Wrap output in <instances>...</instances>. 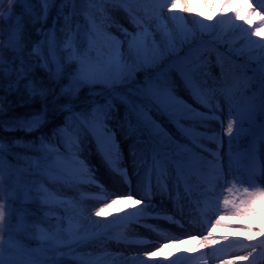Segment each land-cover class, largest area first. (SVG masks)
Segmentation results:
<instances>
[{
	"label": "rangeland",
	"instance_id": "obj_1",
	"mask_svg": "<svg viewBox=\"0 0 264 264\" xmlns=\"http://www.w3.org/2000/svg\"><path fill=\"white\" fill-rule=\"evenodd\" d=\"M94 1L87 29L80 42L85 52L100 56L103 63L117 55L122 60L132 63L136 58V52L130 51L129 41L132 36L141 34L139 38L143 41L140 55L142 67L159 70L172 61L174 54L181 56L189 50H194L189 52L184 64L203 63L199 72L203 87L199 86L197 90L199 94H197V91H191L179 78L175 83L169 84L167 92L172 99L167 102V107L155 103L153 118H156L157 125L151 137L134 133L129 138L123 139L119 134V127L121 123L127 121L128 115L125 106L114 101V108L105 119L107 128L114 133V139L107 145L106 152L98 148L97 139L85 123L87 122L85 117L77 118L73 132L74 135H81L84 151L82 156L84 166L80 171L69 167L60 158L49 162L50 154L47 150L35 149L43 157L44 162L33 163L34 169H37L41 176L48 180L50 188L61 196L62 203L59 207L66 215L65 237L71 242L69 248L30 247L19 238L29 233V227L23 221L21 223L11 221L9 216L14 208L13 203L32 200V187L24 185L23 178L19 179L20 169L23 167L15 169L2 166L5 171L0 169L3 176L0 184V196L3 202L0 203L5 205L6 216L5 220L0 222V235L7 233L10 238L0 241V264H137V261L130 256L129 262H126L128 256L123 252L126 243L134 238L130 236L134 228L133 224L123 226L125 225L123 223L130 220L124 209L130 201L120 199L119 203L111 204L117 196L127 195L119 186L111 188L109 186L111 182L105 180V176L115 179L118 175L120 182L127 186L146 189L150 193L151 189L154 190L156 186L160 188L161 182L167 181L165 177L159 178L153 175L155 166L160 168L163 164L170 165L176 170L172 172L170 176L172 180L167 187L168 200H171L173 192L177 191L176 188L174 189L176 184L180 185V189L182 185L188 187L185 184L188 175H200L199 170H206L207 182L198 183L195 189L189 187L188 193L193 197L196 194L206 193L199 205L203 213L208 205L218 204L222 211L220 215L218 214V218L222 216V219H228L233 215L237 221L235 227L231 228L233 235H239L252 247L249 252L256 248L252 256L243 264H264V239L260 237L264 235V197L254 199L250 205L238 204L239 212L232 210L231 207L225 210L222 203L226 197L236 201L242 198L235 190L231 194L227 191L233 184L236 189L248 188L250 192L264 189V128L260 135L251 137L247 150L244 148L239 153H233L230 146L231 134L227 132V125L229 120L233 121V125L235 124L236 114L231 99L241 74H234L226 67L227 65H217L212 55L208 58L201 47L202 43L198 44V47L190 48V44L192 46L193 43L188 37L173 36L179 21L172 18L182 16L183 20L180 22L186 28L221 18L224 22L229 21L233 25H244L249 33L253 34L260 21L261 5H264V2L190 0L189 3V0H177V8L170 10L164 7V0ZM9 11H11L10 7L5 14ZM260 33L256 38L261 39V43L251 47L245 45V42H248V33L240 34L231 48L232 52L242 51L250 61L260 56V52L264 54V25L260 26ZM259 48L263 50L259 52ZM51 56L57 71H60L57 56L55 54ZM206 57L207 59L204 60ZM249 66V74L256 71L251 65ZM236 68L240 66L237 65ZM136 81L135 77L128 85H134ZM203 88L209 90V94L204 92ZM262 108L264 121V101ZM175 109L180 113L190 114L191 118L209 121L200 124L195 121L174 120L171 115L174 114ZM34 121L39 122V120ZM170 145L177 148L173 158L163 149ZM140 161H142V170L137 171L134 176L125 171V167H129V165L124 166L125 164L130 163L135 167ZM214 175L220 177L213 180ZM208 182L211 187L206 185ZM204 185L207 187L204 188ZM218 186L224 194L220 203L215 192H212L213 195L208 190ZM175 198L177 196L173 199ZM110 204L111 207H107ZM78 205L80 211L77 209ZM114 205L117 207H113ZM102 207L105 211L97 216L96 212ZM249 207L251 211L246 210ZM181 211H185L184 206L176 211V214ZM75 212L77 215L70 217ZM207 216L208 219L212 217ZM170 218L181 227H186L183 221L175 217L174 212H171ZM242 221H249L250 226L240 227L239 223ZM122 227L126 229L121 230ZM93 244L97 250L91 254L88 249ZM133 244L135 246V241ZM169 244L173 245V243ZM235 260L242 262L240 258Z\"/></svg>",
	"mask_w": 264,
	"mask_h": 264
},
{
	"label": "trees",
	"instance_id": "obj_2",
	"mask_svg": "<svg viewBox=\"0 0 264 264\" xmlns=\"http://www.w3.org/2000/svg\"><path fill=\"white\" fill-rule=\"evenodd\" d=\"M89 0H0V169L7 165L17 168L24 165L23 159L38 160L41 155L34 151L35 146L48 151L50 160L60 156L70 165H79L81 145L72 138V121L74 115L88 114L94 118L93 109L101 106L99 117L107 103V90L99 83H77V71L80 67V57L91 66L104 65L91 54H83L78 40L87 24ZM11 7V16H4ZM173 32L175 37L188 36L192 43L205 40L209 52L218 49L228 51L234 38L248 33V45L256 44L260 39L250 34L241 24L233 25L223 20L219 23L209 21L192 30L186 29L179 21ZM53 31V49L62 67L57 72L50 58L49 35ZM254 32V30H253ZM73 49L79 53L71 57ZM229 52V51H228ZM235 58L244 60L245 55L237 52ZM176 58L173 69L164 68L155 71L145 69L140 65L135 76L137 83L128 86L132 89H145L149 86H162L170 83L174 73L185 74L187 68L183 65V57ZM226 60V59H225ZM254 65L264 61V54L251 60ZM131 64V63H130ZM23 71H19L20 69ZM193 71H195V69ZM262 79L264 73L254 76L249 84L243 82L234 93L232 103L238 107L236 123H240L233 131L231 145L233 150L245 147L248 137L261 124L262 120ZM30 86L35 91H43L42 95H32ZM127 88L119 90L127 94ZM242 97L239 99V97ZM131 104H125L131 114L129 126L133 129H145L152 132L154 120L145 118L150 100L147 96L128 95ZM121 103V102H119ZM249 111L243 114L241 109ZM42 118L38 126L25 125L36 118ZM70 137L66 135L65 130ZM26 165V164H25ZM0 172V176H1ZM24 180L29 183L30 176L25 174ZM36 183V184H35ZM32 204L24 205L15 202L9 219L24 220L31 228V242L34 245H63V218L55 207L57 194L49 190L46 180L38 178L35 181ZM0 197V202H1ZM57 227V233L53 229ZM91 249L90 251H93Z\"/></svg>",
	"mask_w": 264,
	"mask_h": 264
},
{
	"label": "bare ground",
	"instance_id": "obj_3",
	"mask_svg": "<svg viewBox=\"0 0 264 264\" xmlns=\"http://www.w3.org/2000/svg\"><path fill=\"white\" fill-rule=\"evenodd\" d=\"M126 165L129 167H125V171L133 176L137 171L142 170V161L135 167L130 163L124 166ZM158 167L160 166L158 165ZM161 167L155 166L153 175L159 178L165 177L167 181L161 182L160 188L156 186L154 190L151 189L150 193L146 189H134L127 186L120 182L118 175L115 179L105 176V180L111 182L109 185L111 188L119 186L126 192V195L131 194V199H128L130 202L124 207L130 220L123 223L125 224L123 226L133 224L135 229L133 228L130 233V236L134 238L128 244L126 243V248L123 251L128 256L126 262H129V256L131 259H135L137 264H243L246 262L247 260L244 259L242 262L235 260L247 256L252 248L245 243L242 237L233 235L231 228L236 225L235 217L230 215L228 219H221L220 223L216 224L218 214L220 215L222 211L219 205L215 204L208 205L205 208V213L201 212L199 201L202 196H196L195 200L194 197L182 192L177 198L168 200L167 187L172 180L170 177L172 172L176 170L170 165L163 164ZM219 177L220 175H214L213 180ZM219 187L208 190L211 193L215 192L220 203L224 194ZM175 188L178 190V187L175 186ZM212 194L214 195V193ZM182 206L187 207V212L181 211L177 214L182 215L181 220L186 224V227H179L170 218L171 212L176 213ZM113 207H117V205ZM207 215L212 217L208 219ZM239 224L240 227L250 226L249 221H242ZM125 229L126 227L121 228V230ZM201 238L203 240H200ZM169 243H173V245L171 246ZM152 252L156 253L155 256L148 255Z\"/></svg>",
	"mask_w": 264,
	"mask_h": 264
},
{
	"label": "snow or ice",
	"instance_id": "obj_4",
	"mask_svg": "<svg viewBox=\"0 0 264 264\" xmlns=\"http://www.w3.org/2000/svg\"><path fill=\"white\" fill-rule=\"evenodd\" d=\"M12 0H9L11 3ZM190 3V0H189ZM164 7H168L170 10L177 8V0H164ZM256 11V9H253ZM6 17L11 16V11L5 14ZM174 20L182 21L183 17H172ZM264 25V5H261V16L260 21L257 25L256 30L253 32V35L259 36L260 33V26ZM131 35V34H129ZM141 34L137 36H132V39L129 41V49L130 51L135 50L136 58L130 64L128 61L122 60L119 55L115 57L109 58V60L104 65H96L91 66L86 64L83 57H80V67L77 71V83H99L103 86L105 90L109 93V95L105 98L107 103L102 107L104 109H112L114 108V101L131 104V101L128 99V95H141L147 96L149 100L154 101L158 106L167 107V102L170 101L172 98L167 91H160L157 89L152 88L149 86L147 90L137 88H127V94L120 92L119 89L125 87L126 85L130 84L132 80L135 79V73L139 70L140 67V55H141V46L143 41L139 38ZM79 56V53L73 49L71 53L72 58H76ZM3 61L0 60V63ZM19 71H23L22 67ZM31 94L32 95H42L43 91H35L34 86H30ZM197 94L198 91H197ZM101 106L97 105L96 108L93 109L94 118L91 121H88V127L92 131L93 135L97 139L98 148L102 152H106L107 145L111 140L114 139V133H112L105 123V119L107 118V112H102L99 117H95V113L100 112ZM38 126V121H33L29 124V127ZM233 130V121L229 120L227 125V132L231 134ZM66 133L70 137L71 134H68L65 130H61ZM236 191L241 195V199L239 201L230 200L227 197L223 200V207L225 210H228L231 207L232 210L237 212L240 211L238 204H247L250 205L251 202L258 198L264 197V189H257L254 191H249L248 188H244L243 190L236 189L235 184L232 187L228 188L227 191L231 194L233 191ZM120 199H131V194L127 196L120 197L117 196L116 199L111 201V204L119 203ZM107 205V207H111ZM246 210L251 211V208H247ZM105 208H100L96 215L99 216L103 214ZM6 212H5V205L0 203V222L5 220ZM223 217L216 219L215 223L219 224ZM207 239V237H205ZM256 251V248L252 249V252H249L247 256L242 257L241 259L247 260L248 257L252 256V254ZM155 252L148 253V255L155 256Z\"/></svg>",
	"mask_w": 264,
	"mask_h": 264
}]
</instances>
